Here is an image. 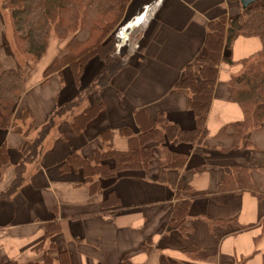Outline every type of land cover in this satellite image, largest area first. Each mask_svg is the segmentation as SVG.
<instances>
[{"label":"crops","instance_id":"obj_1","mask_svg":"<svg viewBox=\"0 0 264 264\" xmlns=\"http://www.w3.org/2000/svg\"><path fill=\"white\" fill-rule=\"evenodd\" d=\"M228 11L226 0L132 1L113 34L116 52L122 57L132 31L142 27L128 63L107 88L96 90L81 103L83 109L101 101L103 113L80 135L66 129L71 124L66 121L50 131L37 160L26 166L21 187L8 200H0V260L42 264V254L52 240L58 250L67 252L70 264H264L260 245L255 251L251 246L246 250L247 239L238 234L242 227L254 225V245L264 241V129L252 133L250 146L242 151L223 152L231 142L216 138L222 127L243 118L241 108L230 102L228 80L241 70L242 60L261 50L258 38L234 42L230 53L234 64H222L218 72L206 121L207 137L200 146L175 148L188 153V160L182 170L167 173L166 183L158 181L160 169L155 162L147 172H128L102 181L92 195L80 174L59 171L69 153L90 155L105 129L114 132L113 147L125 151L128 141L118 130L126 128L137 135L140 129L134 116L138 111H145L151 120L163 113L183 130L192 129L194 121L186 107L188 93L175 85L185 67L202 53L208 23ZM101 66L98 60L92 62L82 84L91 83ZM64 76L66 84L74 85L71 75L65 72ZM77 93L76 88L65 92L56 75L47 81L39 79L21 100V107L31 117L28 125L37 132L53 115L57 95L67 104ZM140 118L143 122L144 117ZM0 143H5L10 155L11 167L4 175L7 187L12 167L29 142L10 129L0 132ZM248 163L255 164L249 170L256 194L219 193L230 167ZM186 185L193 198L179 191ZM109 191L119 199L120 208L103 211L101 203ZM184 200H190L185 233L171 224L175 205ZM255 217L257 221H253ZM54 219L61 231L44 241V226ZM41 243L43 248L37 249ZM49 253L58 264L57 253Z\"/></svg>","mask_w":264,"mask_h":264},{"label":"trees","instance_id":"obj_2","mask_svg":"<svg viewBox=\"0 0 264 264\" xmlns=\"http://www.w3.org/2000/svg\"><path fill=\"white\" fill-rule=\"evenodd\" d=\"M131 0H6L5 9L12 25L14 46L17 53L28 63H38L46 54L52 37L65 43L42 73L47 81L53 75L62 82L64 71L68 70L77 97L59 107L60 113L70 112L71 130L75 135L84 133L92 122L104 111L101 101L92 103L80 112L73 111L81 105L88 95L96 90L107 88L113 78L127 65L134 49L136 38L142 27L134 29L129 47L122 57L115 48L114 29L123 20L125 8ZM157 6L148 11L151 17ZM238 38H258L261 50L250 58L242 60L241 70L228 80L230 102L237 104L243 114L240 122L226 125L220 129L216 138L229 139L228 151H242L250 146L249 136L264 129V3L241 8V12L232 19L223 16L208 23L203 42L202 53L183 71L176 83L177 90L188 93L186 107L191 114L194 126L183 130L177 123L171 122L163 113H157L154 120L147 118L145 111L135 113L134 119L139 126L137 135L126 128L118 130L120 136L127 138L125 151H118L112 145L114 132L102 130L98 135V146L88 156L71 152L59 165L61 174L75 172L80 174L83 184L93 195L104 180L119 178L125 173L147 172L156 162L160 169L158 181L166 183L170 171H180L188 160V153L177 151L179 145L190 148L200 146L207 137L206 121L213 100L217 76L222 64L232 66L230 53ZM102 66L91 83L82 88V77L87 67L94 61ZM21 73L14 68H5L0 62V132L16 131L17 121L31 120L28 112L21 107L26 92ZM52 115L37 131L34 140H30L32 125L24 133L29 142L25 154L13 165L12 177L8 186L0 191V200H8L21 187L24 172L28 164L34 163L46 136L53 127ZM144 117L141 122L140 117ZM10 166V155L5 143H0V184L5 171ZM250 166L234 165L223 177L218 192L249 191L256 194L255 184L250 176ZM240 177V178H238ZM179 191L188 198L194 194L189 186ZM190 200L175 205L171 224L180 232H187L185 222L188 217ZM120 208L119 199L109 191L101 203L103 211ZM61 231L56 219L44 226V241ZM49 249L42 254V264H54L49 253H57L58 264H70L66 251L58 250L50 240ZM41 243L37 246L43 248ZM0 264H19L18 261L0 260ZM28 264H38L29 262ZM125 264H127L125 262Z\"/></svg>","mask_w":264,"mask_h":264},{"label":"rangeland","instance_id":"obj_3","mask_svg":"<svg viewBox=\"0 0 264 264\" xmlns=\"http://www.w3.org/2000/svg\"><path fill=\"white\" fill-rule=\"evenodd\" d=\"M132 1L133 0H131L129 2V4L127 5V7L125 8L123 18L125 16L128 8H129V5L132 3ZM226 2H227V5L229 6V11L223 17L225 19L229 20V19L234 18L235 16H237L241 12V7H240L238 0H226ZM262 3H264V0H256L252 4L255 5V4H262ZM5 5H6V0H0V62L3 65V67H5V68L17 69L21 73L23 80H24V87L27 89V88L32 87V85L35 84V82H37L39 79L44 80L41 77L43 71L48 66V64L52 61L55 54H57V52L61 48H63L65 43L58 42L56 40V38L52 37L45 56L36 64L28 63L23 57H21L17 53V51L15 49L12 25L10 22V18L6 12ZM121 22H122V20L120 21V23ZM115 29H114V31H115ZM65 72L67 75H70V72L68 70H66ZM64 73H63V75H64ZM58 80L60 83V87L63 88V90L65 92H73L74 89L76 88L74 85L70 86V85L66 84L65 76H64V80L62 82L60 81L59 78H58ZM87 86H88V84H86V83L82 84V88L83 87L85 88ZM62 101H63V99L59 98V95H57V101L54 102L55 110H54L53 115H55V116H54L53 127H52L51 131H55L56 127L61 122H65V121L68 123L71 122L70 114H69L70 112L63 111L60 113V111H59V107L62 105ZM79 110H82L81 105L78 108H77V105L74 106L73 111L75 113L80 112ZM17 126H18L17 127L18 129H16V131L17 132L20 131V133H16V134L22 135V137L24 138V133L29 128L28 122L26 121V122L22 123L21 120H18ZM66 129L71 131L70 125ZM36 133H37L36 130H33V129L31 130V132L28 133L30 140L35 139ZM58 135L60 136V133ZM52 137H54V136H52ZM251 162L255 163L253 161H251ZM258 164H260V163L258 162ZM247 165L254 167L255 164L252 165V164L248 163ZM7 178L8 177H5L4 181L0 184V189L3 190L6 188L5 182H6ZM254 187H255V189H257L256 186H254ZM254 220L257 221L258 217L257 218L255 217V219H253V221ZM247 227H248L247 229H243V227H242L241 232L238 233L240 235H243V237H245L247 239V245L244 248L246 250H251L250 249V246H251V248L255 251V249L258 248V246L260 245V253H264V241L260 242L258 245H254V243H253V238L257 236L256 235L257 231H255V229H257V228H253L254 225H248Z\"/></svg>","mask_w":264,"mask_h":264},{"label":"water","instance_id":"obj_4","mask_svg":"<svg viewBox=\"0 0 264 264\" xmlns=\"http://www.w3.org/2000/svg\"><path fill=\"white\" fill-rule=\"evenodd\" d=\"M256 0H239L242 8H247L249 7L250 5H252V3H254Z\"/></svg>","mask_w":264,"mask_h":264}]
</instances>
